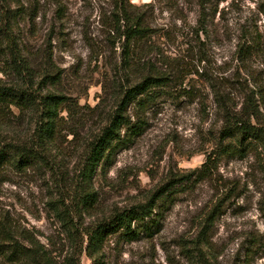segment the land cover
Here are the masks:
<instances>
[{
  "label": "rangeland",
  "instance_id": "obj_1",
  "mask_svg": "<svg viewBox=\"0 0 264 264\" xmlns=\"http://www.w3.org/2000/svg\"><path fill=\"white\" fill-rule=\"evenodd\" d=\"M128 2L129 10L150 27L145 50L170 78L147 108L143 132L117 153L106 174L95 175L102 213H85L84 222L102 217L103 210L109 215L113 208L130 206L164 185L171 200L152 236L108 234L102 264H264V153L253 148L244 156L225 155L212 170H203L209 155L217 156L225 123L212 82L231 92L239 106L254 95L264 109V0ZM16 7L25 12L16 28L19 37L30 46H52L65 71V90L80 104L95 105L98 95L105 94L103 82L113 90L123 72L124 40L111 31L113 0H21ZM201 18L204 30H198ZM245 37L252 42L243 55L238 47ZM196 68L205 69L212 82ZM191 84L197 89L195 98L183 91ZM92 114L87 107L82 110L79 140L83 126L98 124ZM71 148L65 152V173L76 175L79 155ZM4 171L0 206L29 226L53 232L56 225L47 218L44 202L49 173L37 167L8 166ZM213 210L215 218L207 222ZM80 262L92 264L86 252ZM0 264L10 263L0 258Z\"/></svg>",
  "mask_w": 264,
  "mask_h": 264
},
{
  "label": "trees",
  "instance_id": "obj_2",
  "mask_svg": "<svg viewBox=\"0 0 264 264\" xmlns=\"http://www.w3.org/2000/svg\"><path fill=\"white\" fill-rule=\"evenodd\" d=\"M20 1L0 0V174L8 166L45 169L49 173L45 209L56 228L45 233L0 206V258L10 264H81L86 252L92 264H102L100 252L108 234L119 232L127 239H137L143 233L152 236L162 224L164 205L171 200L164 185L130 206L113 208L109 215L103 210L102 217L84 222L85 213H102L95 175L99 171L106 174L117 153L143 132L144 122H148L145 112L162 95L170 76L145 50L151 38L146 20L129 10L128 0H113L116 11L111 31L124 37L123 72L113 90H109L111 84L102 83L105 94L98 95L95 105L80 104L65 90V71L55 61L52 46H30L19 37L16 28L19 17L25 15L16 7ZM204 26L201 18L198 30ZM245 38L238 47L243 55L252 42ZM195 71L212 82L205 69ZM211 87L225 123L217 156L209 155L204 162L206 172L225 155L244 156L253 148L264 153L262 100L248 95L239 106L231 92L217 88L214 82ZM183 91L191 98L198 96L194 84ZM86 107L98 124L83 126L79 140L81 128L76 126ZM71 146L69 151L79 155L76 175L65 173V152ZM214 218L215 210L206 221Z\"/></svg>",
  "mask_w": 264,
  "mask_h": 264
}]
</instances>
